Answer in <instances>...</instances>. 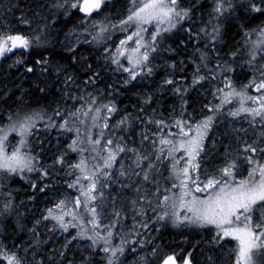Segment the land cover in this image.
<instances>
[{
    "label": "snow or ice",
    "instance_id": "6c2138e0",
    "mask_svg": "<svg viewBox=\"0 0 264 264\" xmlns=\"http://www.w3.org/2000/svg\"><path fill=\"white\" fill-rule=\"evenodd\" d=\"M0 77V264H264V0H0Z\"/></svg>",
    "mask_w": 264,
    "mask_h": 264
},
{
    "label": "trees",
    "instance_id": "16d2710c",
    "mask_svg": "<svg viewBox=\"0 0 264 264\" xmlns=\"http://www.w3.org/2000/svg\"><path fill=\"white\" fill-rule=\"evenodd\" d=\"M210 2V0H204V3L207 5L208 3ZM207 10V8H205V11ZM19 14V13H18ZM71 23V22H69ZM231 46V45H230ZM6 67V65H5ZM192 70V65H189V74ZM0 79H3L2 77H0ZM23 87L25 89H29V90H32L34 89L35 85L33 83V79L32 78H28V79H22L21 81ZM157 83H159V78H157ZM205 87L207 88L208 86L205 85ZM120 99L123 101L121 104H120V107L121 109H123L126 105L128 107V110H130V105L134 104L135 103V96L133 95V93H128L127 96H122L120 97ZM202 99V98H201ZM212 97L211 95L209 94V98L208 100H211ZM203 100V99H202ZM170 99H169V103H170ZM23 184V181H21L19 184H14L12 185L13 187H11L12 190H14V194L17 196V200H21L22 198L26 197V193H25V188H27V185H24V187H21V185ZM30 191V189H29ZM30 222V221H29ZM27 235L25 234L24 235V239H27Z\"/></svg>",
    "mask_w": 264,
    "mask_h": 264
},
{
    "label": "rangeland",
    "instance_id": "374dc122",
    "mask_svg": "<svg viewBox=\"0 0 264 264\" xmlns=\"http://www.w3.org/2000/svg\"><path fill=\"white\" fill-rule=\"evenodd\" d=\"M5 3H7V0H5ZM16 15H19L18 12L16 13ZM201 98L204 99L203 90H201ZM208 98H209V95L207 96V99ZM132 105H130L131 106L130 107L131 111L133 110L132 109ZM11 187H13V186H11ZM21 200H24L25 203L28 204V206H29V215H31L33 210H35V215L39 216L40 211H42L44 209L45 201L42 198L38 199L37 201H32V202L27 201L26 197L22 198ZM19 202H20V200H17V203H19ZM126 223H127V227L128 228H130L132 226L133 222H132V219H131V215H129V218H128ZM40 230H41L42 233H45V239H47L49 234H47L42 227H41ZM66 235H67L66 233H57L56 236L51 241H49V245L48 246L49 247H59V245L64 242V237ZM116 242L117 243L119 242L118 238H117ZM129 260H131V257H129Z\"/></svg>",
    "mask_w": 264,
    "mask_h": 264
}]
</instances>
